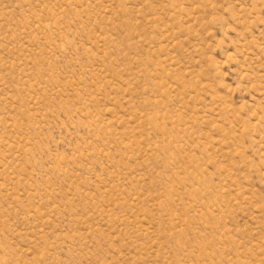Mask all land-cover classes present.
Segmentation results:
<instances>
[{"label": "rangeland", "instance_id": "1", "mask_svg": "<svg viewBox=\"0 0 264 264\" xmlns=\"http://www.w3.org/2000/svg\"><path fill=\"white\" fill-rule=\"evenodd\" d=\"M0 264H264V0H0Z\"/></svg>", "mask_w": 264, "mask_h": 264}]
</instances>
